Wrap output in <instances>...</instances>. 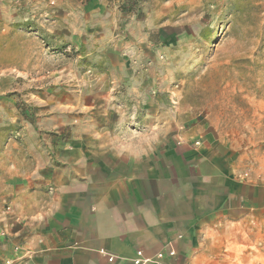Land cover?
Wrapping results in <instances>:
<instances>
[{
	"label": "crops",
	"instance_id": "1",
	"mask_svg": "<svg viewBox=\"0 0 264 264\" xmlns=\"http://www.w3.org/2000/svg\"><path fill=\"white\" fill-rule=\"evenodd\" d=\"M156 1L0 0L2 35L25 30L21 40L52 39L96 66L68 70L89 78L68 99L38 104L29 165L0 193V264H218L224 224L258 208L257 187L231 159L178 142L174 124L152 121L145 133L146 121L122 116L136 77L124 51L155 44L132 31Z\"/></svg>",
	"mask_w": 264,
	"mask_h": 264
},
{
	"label": "rangeland",
	"instance_id": "2",
	"mask_svg": "<svg viewBox=\"0 0 264 264\" xmlns=\"http://www.w3.org/2000/svg\"><path fill=\"white\" fill-rule=\"evenodd\" d=\"M157 1L153 13L137 16L149 23L132 31L155 44L124 51L136 77L123 88L122 116L134 127L146 121L138 127L145 133L152 121L161 124L155 129L174 124L178 142L225 155L255 184L258 208L224 224L217 262L264 264V0ZM16 32L0 30V193L29 165L26 139L35 134L38 104L59 103L88 82L68 70L96 67L72 47L50 39L39 48L23 41L25 30Z\"/></svg>",
	"mask_w": 264,
	"mask_h": 264
},
{
	"label": "built area",
	"instance_id": "3",
	"mask_svg": "<svg viewBox=\"0 0 264 264\" xmlns=\"http://www.w3.org/2000/svg\"><path fill=\"white\" fill-rule=\"evenodd\" d=\"M138 254H139V256H141V253H138ZM169 256L175 257L176 256V253L174 251H171V252H169ZM156 258L159 259V260H161L163 258V254H158L156 256ZM150 262H151L150 259H137L135 261V264H149Z\"/></svg>",
	"mask_w": 264,
	"mask_h": 264
}]
</instances>
